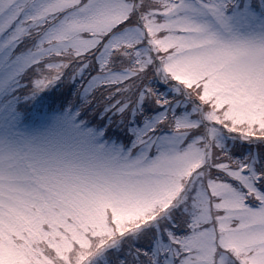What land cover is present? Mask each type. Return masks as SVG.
Wrapping results in <instances>:
<instances>
[{
    "label": "snow or ice",
    "instance_id": "1",
    "mask_svg": "<svg viewBox=\"0 0 264 264\" xmlns=\"http://www.w3.org/2000/svg\"><path fill=\"white\" fill-rule=\"evenodd\" d=\"M0 264H264V0H0Z\"/></svg>",
    "mask_w": 264,
    "mask_h": 264
}]
</instances>
